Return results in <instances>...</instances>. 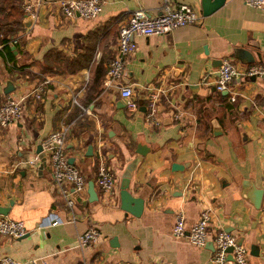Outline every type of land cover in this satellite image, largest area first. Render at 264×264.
<instances>
[{
	"label": "crops",
	"instance_id": "1",
	"mask_svg": "<svg viewBox=\"0 0 264 264\" xmlns=\"http://www.w3.org/2000/svg\"><path fill=\"white\" fill-rule=\"evenodd\" d=\"M31 1L36 15L12 41V58L0 44V102L26 94L22 117L0 125V204L27 225L21 236L0 233V255L37 258L27 264H215L211 240L197 246L172 230L179 210L190 225L207 207L209 231L234 232L249 247L250 263L264 264V203L252 201L253 188L264 189V79L235 78L222 91L214 82L219 59L241 61L232 56L236 46L260 51L255 59L264 61V6L225 0L204 14L202 0H170L189 3L200 19L134 36L138 47L126 58L123 81L139 108L129 111L119 87L104 82L108 62L130 10L143 5L159 13L163 0H102L94 17L66 16L59 0ZM8 79L15 87L6 93ZM41 82L45 90L37 97ZM153 90L159 92L158 123L144 115ZM179 110L184 114L175 117ZM62 124L68 125L69 157L87 180L73 208L53 181L47 153L34 166L24 161ZM102 160L115 174L113 190L96 180ZM175 161L183 166L174 168ZM126 175L128 189L144 198L139 215L121 206ZM50 210L65 220L38 227ZM72 213L76 219L68 220ZM92 225L100 237L81 244L78 235Z\"/></svg>",
	"mask_w": 264,
	"mask_h": 264
},
{
	"label": "built area",
	"instance_id": "2",
	"mask_svg": "<svg viewBox=\"0 0 264 264\" xmlns=\"http://www.w3.org/2000/svg\"><path fill=\"white\" fill-rule=\"evenodd\" d=\"M245 3L257 7L264 6V0H244ZM162 9L159 13L152 14L148 8L138 5L131 9L127 22L121 26L118 36L117 52L108 62L105 84L117 85L124 103L129 111H135L139 108V102L133 95V89L130 83L123 81L125 70V61L129 54L133 53L138 43L134 36L136 34L150 35L154 33H164L176 27L198 22L200 13L195 7L186 2L174 5L170 0L162 1ZM102 0H59V8L66 16H74L77 13L84 17H94L102 10ZM24 17L36 15L35 4L31 0H23ZM18 35L12 38L17 41ZM217 76L215 87L217 90H227L231 81L235 78H246L255 76L264 79V61L242 62L231 56H225L217 67ZM45 82L37 85L34 95L41 96L45 90ZM24 95L7 94L0 102V125H8L18 121L23 115ZM234 99V94L231 95ZM148 102L144 111L145 118L149 121L159 122L156 117L157 101L159 99L158 91H151L147 96ZM83 109L87 107L83 106ZM184 114L183 110L174 113L175 117ZM68 125L62 124L60 127L52 129L41 139L42 150L47 153L51 165V173L54 183L59 188V193L64 199L67 207L73 208L77 195L85 190L87 180L85 174L80 168L70 160L66 150V136ZM40 160L39 153L24 160L34 166ZM98 184L105 190H113L115 184V174L112 168L104 160L101 161L97 174ZM76 215L72 213L68 220H75ZM210 219V209H202L197 220L190 225L186 222L185 212L181 209L176 215L173 224V233L175 235H185L191 243L197 246L206 245L209 240L212 241L214 249L212 260L215 264H251L249 260V247L243 242L238 241V236L234 232L218 229L210 232L208 225ZM63 219L56 211L50 210L39 220L38 227L63 222ZM27 231V225L21 218L13 217L7 214H0V233L21 236ZM101 235V230L92 225L83 230L79 235V242L87 245L96 241ZM232 246L229 250L228 247ZM232 257L229 258L228 255ZM36 262V257L30 259L16 258L10 254L0 255V264H27V262Z\"/></svg>",
	"mask_w": 264,
	"mask_h": 264
},
{
	"label": "water",
	"instance_id": "3",
	"mask_svg": "<svg viewBox=\"0 0 264 264\" xmlns=\"http://www.w3.org/2000/svg\"><path fill=\"white\" fill-rule=\"evenodd\" d=\"M225 0H202V6H203V12L204 14H208L218 8L220 5L224 3ZM32 20V17L30 15L26 16L24 18V23L26 25H29V21ZM256 55L261 58L262 53L258 50H251L247 47L243 46H236L234 48V51L232 52V56L239 58L242 62H253L256 61ZM222 62V59H219V63ZM255 77V76H252ZM15 85L13 84V81L11 79H8L6 82V85L4 87V92L8 93L11 90H13ZM89 147V146H88ZM92 147V146H90ZM145 147L143 144L139 143L137 150L141 153H145ZM37 152H39L40 157L45 160V154L42 150L41 143L38 144ZM70 160L73 162L74 157H70ZM172 166L174 168H181L183 166L180 162H173ZM129 185V176L126 175L123 177L122 183H121V190H120V198H121V206L129 211H131L134 214H141L143 207H144V198L142 196L134 195L132 192L128 189ZM88 191L91 195H95L96 189H95V181L94 179H90L88 182ZM253 198L252 201L255 205L260 206L261 203H264V189L261 187H254L253 188ZM93 198V197H91ZM13 200H11V203ZM10 206L9 205H1L0 204V213L7 214L9 212ZM116 237H113V240H115ZM238 241L242 242V238L238 237ZM229 250L232 249V246L228 247ZM251 252L253 254L259 255L260 248L257 244L251 245ZM229 258L232 257L231 254L228 255Z\"/></svg>",
	"mask_w": 264,
	"mask_h": 264
},
{
	"label": "trees",
	"instance_id": "4",
	"mask_svg": "<svg viewBox=\"0 0 264 264\" xmlns=\"http://www.w3.org/2000/svg\"><path fill=\"white\" fill-rule=\"evenodd\" d=\"M24 27L23 0H0V44L10 58L12 38Z\"/></svg>",
	"mask_w": 264,
	"mask_h": 264
}]
</instances>
